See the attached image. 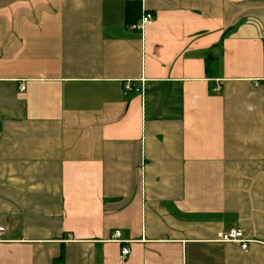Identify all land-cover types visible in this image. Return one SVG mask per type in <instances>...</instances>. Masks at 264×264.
Returning <instances> with one entry per match:
<instances>
[{
	"label": "crops",
	"instance_id": "0c3cea01",
	"mask_svg": "<svg viewBox=\"0 0 264 264\" xmlns=\"http://www.w3.org/2000/svg\"><path fill=\"white\" fill-rule=\"evenodd\" d=\"M0 226V264H264V0H0Z\"/></svg>",
	"mask_w": 264,
	"mask_h": 264
},
{
	"label": "built area",
	"instance_id": "2783aa9c",
	"mask_svg": "<svg viewBox=\"0 0 264 264\" xmlns=\"http://www.w3.org/2000/svg\"><path fill=\"white\" fill-rule=\"evenodd\" d=\"M153 22H154V15L152 13L145 12L143 13V15L141 16L138 22L130 25V29L133 31L142 32L147 26L153 24ZM20 90L23 91L25 90V88L22 86ZM131 90H133V86L131 85L130 82H126L124 84V91L128 92ZM136 91H140V90H136ZM214 91H218V88H215ZM5 233H6V227L0 226V241H3L2 237L5 235ZM120 237H121L120 231H116L114 232L111 241L123 243L120 240ZM219 242L237 243L240 245L242 250L247 251L249 250L250 244L253 243L254 241L248 239L245 236L244 232H242L241 230H231L227 233L221 234L219 237ZM130 255H131V249L129 248V246L127 245L123 246L119 255L120 264H124L130 257Z\"/></svg>",
	"mask_w": 264,
	"mask_h": 264
},
{
	"label": "trees",
	"instance_id": "16d2710c",
	"mask_svg": "<svg viewBox=\"0 0 264 264\" xmlns=\"http://www.w3.org/2000/svg\"><path fill=\"white\" fill-rule=\"evenodd\" d=\"M139 8V5L138 4H128V8H127V11H126V16L127 18L129 19L130 17H132V15L136 12V9ZM138 22V21H136ZM134 22V23H136Z\"/></svg>",
	"mask_w": 264,
	"mask_h": 264
}]
</instances>
